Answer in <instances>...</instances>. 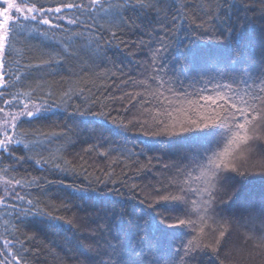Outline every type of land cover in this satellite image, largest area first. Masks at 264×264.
Wrapping results in <instances>:
<instances>
[{"label":"snow or ice","instance_id":"6c2138e0","mask_svg":"<svg viewBox=\"0 0 264 264\" xmlns=\"http://www.w3.org/2000/svg\"><path fill=\"white\" fill-rule=\"evenodd\" d=\"M162 5L174 10L176 15H173L170 27L162 24L165 29L163 40L167 43L161 41L155 49L153 63L161 53H172V58L181 69L187 67L196 70L211 66L214 75L208 82L212 87L188 92L168 86L159 75L167 71V66L162 61L159 69L154 70L156 75H149L142 80L122 81L125 85L140 89L139 91L112 97L113 103L117 100L123 102L124 99H128L129 104L136 101L140 105V116L145 118L128 123L122 120L117 122L112 118L111 123L114 128L124 131L130 125L138 126L145 137H172L194 133L184 138L191 140L200 150L191 157H186L189 163L178 168L175 177L170 178L166 185L155 188L152 193L140 199L138 204H132L131 213L128 207L122 205L121 215L137 216V235L141 232L148 234L147 230H151V234L169 241L167 251L158 242L157 254L147 260V264H192L193 261L203 264L204 258H214L224 264L220 252L234 226L244 230L245 241L251 240L256 247L264 249V191L259 200L245 195L247 186L255 182V177L259 176L264 185V170L250 171L242 163H238L244 146L256 138L260 127L258 121L264 120V59L259 65H255L249 64V58L245 56L247 42L252 40L249 28L254 23V17L247 16V12L259 7L261 16L264 17V0H213L210 5L196 4L191 14L187 0H171L170 4L168 0H53L48 7L40 0H0V89L15 86L32 67L42 68L53 63H63L66 57L75 58L78 52L93 45L99 52L104 45L110 46L113 41L119 40L126 26L128 12L139 16L141 12L156 11ZM233 11L245 13L244 23L240 24V30L235 35L233 28L220 26V23L232 19ZM164 18L167 19V16ZM178 18H182L183 23L191 19V30L178 25ZM197 19L199 23L195 22ZM57 21H66L68 25L83 28L87 35L84 31L64 29V25ZM42 25L47 27L42 29ZM49 29H64L72 33L69 40L73 36L77 39L75 43H65L60 51H45L48 45L42 42L39 64H26L20 68V60H14L13 64L18 66L14 80H6L5 58H11L14 53L20 54L22 51L16 46L17 42L33 35L51 40ZM181 31L185 32L183 39L180 37ZM194 36L206 37L207 41L197 43L192 38ZM81 39L83 44L80 43ZM261 44L264 46V36L261 37ZM221 66L224 71L219 70ZM7 67L8 72H11V66ZM216 77L220 79L217 80ZM149 81H155V86ZM80 83V80L70 81V86L59 97L62 103H66L64 97L71 99L73 94L80 95L84 91L79 87ZM38 89L43 91L37 83L30 91L13 93L11 99L3 101L5 106H0V160H8V163L0 167V208L5 210V216L15 214L17 220L29 214L40 215L71 227L75 223L74 216L67 219L55 216L40 206L39 198L33 199L22 194L32 184L40 187L38 178H17L14 175L18 167L27 161H32L40 169L49 167L56 172L75 174L67 160L56 154L50 153L47 157L42 154L47 149L38 137L43 136L51 142L53 138H62L63 133H45L39 129L29 131L25 128L33 120L43 118V114L51 108L46 97L56 95L48 91L44 96H36L34 93ZM3 95L0 92V96ZM38 100L42 103H37ZM14 101L20 107L9 110L6 106L12 105ZM91 103L95 105L98 101L93 99ZM124 111H128L127 105L124 106ZM91 114L105 118L109 116L104 111ZM80 115H84V112H80ZM157 147L156 141L146 140L141 151L151 153ZM94 148L92 145L86 151ZM17 149L23 150L25 155H17ZM108 154L107 151L101 153ZM133 154L128 153L129 156ZM120 155L123 156L124 153L121 152ZM67 187L71 188L72 185ZM136 187L132 185L130 191ZM72 194L84 199L91 193L88 188L81 187L75 188ZM169 203L178 208L182 215H165L164 212L157 211L161 204ZM8 209L12 212L9 213ZM4 223L7 225L9 221L5 220ZM181 228L186 231H176ZM17 243L19 248L16 247ZM24 243L14 237L0 236V264H27L28 249L24 247ZM119 247V252L117 248H113L111 253H104L109 256L110 261L113 256H117L115 264H125L126 260L131 261L137 255L135 249L131 254L124 251L127 245ZM227 254L226 252L225 255ZM139 256L141 260L147 259L143 253ZM98 264H104V261L101 260Z\"/></svg>","mask_w":264,"mask_h":264},{"label":"trees","instance_id":"16d2710c","mask_svg":"<svg viewBox=\"0 0 264 264\" xmlns=\"http://www.w3.org/2000/svg\"><path fill=\"white\" fill-rule=\"evenodd\" d=\"M40 2L48 7L53 0H40ZM187 2L191 14L196 4L210 5L213 0H187ZM168 3L170 4L171 0H168ZM173 15H176L175 11L163 5L156 11L141 12L139 16L128 12L126 26L119 40L113 41L112 45H104L99 52L93 45L78 52L75 58L66 57L63 63H53L42 68L32 67L15 86L0 89V92L4 93L0 96V106H5L3 101L11 99V94L30 91L37 83L43 91L38 89L34 95L44 96L48 91L56 93L52 97H46L51 108L43 114V118L33 120L30 124H26L25 128L29 131L39 129L45 133L53 131L63 133L62 138H53L51 142L43 136L38 137L47 149L42 151V154L45 157L50 153L56 154L67 160L75 172V174L72 172L65 174L53 171L49 167L40 169L32 161H27L14 173L17 178L40 180V187L32 184L26 187L22 194H27L33 199L39 198L40 206L45 211L66 219L75 217V223L70 227L40 215L29 214L17 220L15 214L5 216V210L0 208V234L6 238L14 237L18 241L25 242L24 247L28 249L27 264H98L101 260L104 264H115L118 257L113 256L110 261L109 256H105L104 253L106 251L111 253L113 248H117L119 252L120 245H127L124 251L129 254L133 249L137 252V255L131 261L126 260L125 264H147V260L157 254L158 242L161 248L168 250L169 241L151 234V230H147L148 234L141 232L137 235L138 229L135 227L138 222L137 216L135 214L122 216L121 206L128 207L131 213L132 204H138L145 195L152 193L157 187L166 185L170 178L175 177L177 169L189 163L186 157H191L194 152L200 150L191 140L184 138L194 133L172 137H145L140 133L138 126L130 125L127 131L114 128L111 119L128 123L145 118L140 116V105L136 101L129 104L128 99H124L123 102L117 100L113 103L112 97L139 91L140 89L125 85L122 81L142 80L149 75H156L157 72L154 70L159 69L162 61L166 64L167 71L159 75L168 86L188 92L212 87L208 82L214 75L211 66L196 70L187 67L181 69L172 58V53H161L153 63L155 49L159 47L161 41L167 43L163 40L165 29L162 24L170 27ZM221 15L223 16L224 13L222 12ZM231 15V20L224 23H220L219 20L217 22L222 28H233L235 35L240 30V24L244 23L245 13L233 11ZM165 16L167 19L164 18ZM247 16L254 17V23L249 28L252 40L247 42L245 56L249 58V64L259 65L264 59V46L261 44V37L264 36V17L261 16L259 7L249 10ZM195 22L199 23V19ZM176 23L189 31L193 26L191 19L183 23L182 18H178ZM61 24L64 25V29L84 31L87 35L83 28ZM46 27L41 26L42 29ZM64 29H49L51 40H43L42 37L35 35L20 39L16 46L22 50L21 53H14L11 58H5V79L14 80L18 67L13 64L14 60H20V68L26 64H39L42 42L48 45L45 51H60L65 43H75L77 38L73 36L69 40L68 37L72 36V33ZM184 35L185 32L181 31L182 39ZM192 38L196 39L197 43L202 40L207 41L206 37ZM80 43L83 44L84 41L81 39ZM9 65L12 68L11 72H8ZM219 70L225 69L221 66ZM216 79L219 80L220 77ZM77 80L82 81L79 87L84 91L80 95L73 94L71 99L64 97L66 103H62L59 99L61 93L67 90L70 81ZM149 82L155 86V81ZM93 99L98 103L93 105L91 103ZM37 103L42 101L38 100ZM125 105L128 107L127 112L124 111ZM6 107L13 110L18 109L20 105L14 101L12 105ZM100 111L109 113L108 118L91 114ZM80 112H84V115H80ZM258 123L260 127L256 138L244 146L238 161L254 172L264 170V120H259ZM146 140L156 141L157 150L142 153L143 142ZM92 145L95 148L86 151ZM105 151L109 154L101 155ZM121 152L124 153L123 156L120 155ZM129 152L134 154L129 156ZM17 155H25V152L17 149ZM6 163L8 160H1V167ZM254 179L255 182L247 186L245 195H251L259 200L264 185L261 184L259 176ZM89 181H91L90 186ZM69 184L72 185L71 188L67 187ZM132 185L137 187L130 191ZM81 187L88 188L91 193L84 199L72 194L75 188ZM174 208L171 203L161 204L157 211L164 212L165 215H182L178 208L173 211ZM7 211L12 212L11 209ZM5 220L9 221L7 225L4 223ZM176 231L182 233L186 229L181 228ZM243 231L234 226L231 235L226 237L220 252L224 264H264V249L256 247L251 240L245 241ZM172 242L179 243V241ZM16 247H20L19 243ZM140 253H143L147 259L141 260ZM192 264L196 262L193 261ZM203 264H220V261L204 258Z\"/></svg>","mask_w":264,"mask_h":264},{"label":"rangeland","instance_id":"374dc122","mask_svg":"<svg viewBox=\"0 0 264 264\" xmlns=\"http://www.w3.org/2000/svg\"><path fill=\"white\" fill-rule=\"evenodd\" d=\"M64 23V24H66V25H68L67 23H66V21H57V23ZM70 26V25H69ZM0 236H2L1 234H0ZM0 248H2V244H0ZM2 258V257H1Z\"/></svg>","mask_w":264,"mask_h":264},{"label":"bare ground","instance_id":"6f19581e","mask_svg":"<svg viewBox=\"0 0 264 264\" xmlns=\"http://www.w3.org/2000/svg\"><path fill=\"white\" fill-rule=\"evenodd\" d=\"M0 167H1V160H0Z\"/></svg>","mask_w":264,"mask_h":264}]
</instances>
